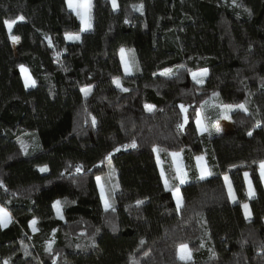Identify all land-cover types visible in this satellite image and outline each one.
Listing matches in <instances>:
<instances>
[{"label":"trees","instance_id":"1","mask_svg":"<svg viewBox=\"0 0 264 264\" xmlns=\"http://www.w3.org/2000/svg\"><path fill=\"white\" fill-rule=\"evenodd\" d=\"M66 2L0 0V207L11 217L0 264H264V0H117L116 11L94 0L92 30L71 42L80 22ZM20 16L9 33L5 20ZM120 48L137 68L117 88ZM204 69L197 83L191 74ZM228 105L247 111L231 112L221 135L215 122ZM171 152L181 153L183 185ZM196 156L210 176L201 179ZM224 174L250 220L229 202ZM101 185L115 211H105ZM181 244L190 259L178 257Z\"/></svg>","mask_w":264,"mask_h":264},{"label":"snow or ice","instance_id":"2","mask_svg":"<svg viewBox=\"0 0 264 264\" xmlns=\"http://www.w3.org/2000/svg\"><path fill=\"white\" fill-rule=\"evenodd\" d=\"M68 2V6H69V9L72 10L73 12H75L76 16L80 19V22L82 24V31H87L91 28V8H92V3H91V0H67ZM112 5H113V9L115 10L118 5L116 3V0H112ZM133 9L135 11H143V5H134L133 6ZM24 20V17L23 16H20L18 17L17 19H14V20H5V25L6 27L8 28L9 30V33H11V30L14 26L15 23L19 22V21H23ZM14 42L17 41L19 38L12 35L10 37ZM66 39H69V40H79L80 37L78 35H68L66 36ZM123 49L121 50V53H122V56H123ZM125 71L126 73L128 72V65L126 64L125 65ZM193 79L197 82V83H202V79H197V77H203V76H206L207 75V69H204L203 72L201 73H193ZM115 83L117 84V86L119 87V81H115ZM26 86H29L26 82ZM33 86H34V82H33ZM124 91H127V89H123ZM82 91H84L85 95H87L91 89H83ZM182 109H183V106H181ZM227 108L231 109L232 106H226ZM237 107H239L241 110H244V111H247V109L245 108L244 105H238ZM148 110L149 111H152V108L150 106H147ZM95 118H93L92 120V124L93 126H95ZM197 124L198 126H200V121L198 120L197 121ZM205 129L201 126V131L203 132ZM217 131H219V128H217ZM249 136L252 135L251 132L248 133ZM125 149L127 148H136L137 147V144L135 142V140H133L130 144L128 145H124L123 146ZM116 151H120L119 148L116 149ZM153 151L155 152H159V149L158 148H154ZM171 155L173 156V158L177 157V153H171ZM107 159H110V157H108ZM202 158L201 157H198L197 160H201ZM259 169H260V176H261V179H264V161H261L259 163ZM77 172H79L81 170V168L78 166L77 167ZM41 171H47L46 168H42ZM163 175V172L161 173ZM206 172H205V169L204 168H201V179L204 178ZM208 175H210V173H207ZM185 176H186V173H183L182 170L177 167V177L179 180H180V183L183 184L185 183ZM248 177V173H245V178L247 179ZM227 177H225V180L227 181ZM97 182L98 184L100 183V177H97ZM3 184L2 182H0V187H2ZM165 188L166 190L168 189V182L167 180L165 181ZM229 194H230V197L233 199V202H235V198H234V195L232 194L231 192V187L229 185ZM173 195L174 197L176 198V204H177V210H179L181 207H182V197L180 196V193H179V189H175L173 191ZM255 196V191L254 189L252 188V185H251V182L249 181V198H254ZM101 198L102 200H104V209L105 211H109V210H112V211H115L114 207H112V205L109 203L108 199L105 197V190H104V187L101 185ZM143 202L142 201H137V205H140L142 204ZM60 202L57 201L56 204L54 205V207H57V210L59 211V206ZM242 207L244 208L245 210V217L246 219H249L251 218V212H250V209H249V206L248 204H244L242 205ZM11 222V217L10 215L7 213V211L0 207V227H5L7 226L8 223ZM33 225L36 224V221H33L32 222ZM34 231H35V228H34ZM141 244L144 243V241L142 240L140 242ZM179 256H180V259L181 260H184L186 258H188L190 256V250L188 249V246L186 244H181L180 247H179ZM5 264H8L7 261H5Z\"/></svg>","mask_w":264,"mask_h":264},{"label":"rangeland","instance_id":"3","mask_svg":"<svg viewBox=\"0 0 264 264\" xmlns=\"http://www.w3.org/2000/svg\"><path fill=\"white\" fill-rule=\"evenodd\" d=\"M108 2H109V4H110V6H111V9L112 10H114L113 9V5H112V0H107ZM91 3H92V8H91V28L89 29V30H87V31H82V24H81V22H80V19L76 16V14H75V12H73L72 10H70V11H72V13L77 17V19H78V21L80 22V30H79V32H77V33H75V34H72V35H78L79 37H81V35L83 34V33H86V32H89V31H91L92 30V9H93V6H94V0H91ZM116 3H117V0H116ZM66 4H67V6H68V2H66ZM118 5V4H117ZM68 8H69V6H68ZM116 10H118V7L114 10V11H116ZM68 36V35H67ZM69 42H71V41H73V40H69V39H67ZM18 41V40H17ZM16 41V42H17ZM75 41H78V40H75ZM11 42L13 43V47H15V44H14V41L11 39ZM18 43V42H17ZM124 50L123 51V56H122V53H121V50ZM118 56H119V60H120V63H121V69H122V75L121 76H119L118 78H116V79H114V81H113V85L115 86V87H117V88H121L122 87V81H124L127 77H129V76H132L133 75V73L136 71V68H137V63L135 62V57H134V54H133V52L131 51V50H128V49H125V48H120L119 50H118ZM128 65V72L126 73V71H125V65ZM19 72H20V75H21V78H22V80H23V83H24V86H25V88L26 89H30L32 86H33V83H32V81H31V79H30V76L28 75V73H27V71H26V69L25 68H23V67H20L19 68ZM199 73H201V72H199ZM193 74V73H192ZM191 74V77L193 78V75ZM204 77V76H203ZM199 78H201V77H199ZM119 81V87L117 86V84L115 83V81ZM26 82H27V84L29 85V86H26ZM86 89V88H85ZM88 89H91L90 87H88ZM90 93V92H89ZM88 93V94H89ZM87 94V95H88ZM87 95H85V93H84V91H83V96H87ZM217 98H216V94H214L213 96H211L207 101H205L204 102V104H203V106H202V108L203 107H207V108H210L212 105H216V103H215V100H216ZM228 106H230V105H228ZM232 107H231V109H229V108H227L226 106L223 108V119L225 120V121H227L228 123H230L231 124V120H230V118H229V114L231 113V112H233V111H235V110H239L240 108L239 107H237L238 105H231ZM217 107H219V105L217 104ZM198 114H196V117H197V115H198V120L200 121V126H202L203 128H204V121H203V116H202V113H201V110H199L198 112H197ZM232 125V124H231ZM216 131H217V129H216ZM231 132V131H230ZM154 153H155V155H156V163H157V166H158V168H159V171H160V174L163 172V175L161 174V178H162V182H163V185L165 186V181H166V172H165V169H164V166H165V163H164V161H162L160 158H159V156H158V153L157 152H155L154 151ZM171 153H176V152H171ZM171 153L169 154L170 155V159H171V162H172V166H173V171H174V173H175V177H177V167H179L181 170H182V172L183 173H185V169H184V163H183V160H182V156H181V153H177L178 155H177V157H175V158H173V156L171 155ZM198 157H201V156H196V158H195V160H196V165H197V168H198V172H199V176L201 177V168H204L205 169V172H206V174H205V176L204 177H208V176H210V175H208L207 173H210L211 174V172H210V170H209V168L207 167V165L205 164V162H204V160H203V158L201 159V160H197V158ZM225 177H227L228 179H227V181L225 180ZM259 177H260V181H261V183H262V185H263V188H264V179H261V176H260V169H259ZM177 179V181H178V183L180 184V185H183V184H185V183H187L188 182V179H187V176H185V183H183V184H181L180 183V180L178 179V178H176ZM223 180H224V185H225V188H226V190H227V194H228V198H229V202L231 203V204H235V203H240V206H241V209H242V212H243V216H244V218H245V220H249V219H246V217H245V210H244V208L242 207V205H244V204H248V206H249V203H248V201H242V202H240L239 200H238V198H237V196H236V193H235V191H234V189H233V186H232V184H231V182H230V179H229V175L228 174H224L223 175ZM243 181H244V183H245V190H246V194H247V199L249 200V199H251V198H249V181L251 182V179L249 178V176L247 177V179L245 178V173L243 174ZM168 185H169V183H168ZM229 185H230V187H231V192H232V194L234 195V198H235V202H233V199L230 197V194H229ZM251 185H252V182H251ZM252 188H253V186H252ZM104 190H105V188H104ZM180 193V192H179ZM172 195H173V192H172ZM180 196H181V194H180ZM105 197H106V190H105ZM107 198V197H106ZM173 199H174V202H175V204H176V198L174 197V195H173ZM182 202H183V200H182ZM103 203H104V200H103ZM176 207H177V204H176ZM250 209V208H249ZM50 211V213H51V215H53V212H52V210L50 209L49 210ZM54 213H55V215H57L58 216V210H57V208H55L54 209ZM9 214V213H8ZM38 212H36V216H38ZM251 219V218H250ZM9 224V223H8ZM179 247H180V245L177 247V253H178V257L180 258V256H179ZM188 259H190V257L188 258Z\"/></svg>","mask_w":264,"mask_h":264},{"label":"crops","instance_id":"4","mask_svg":"<svg viewBox=\"0 0 264 264\" xmlns=\"http://www.w3.org/2000/svg\"><path fill=\"white\" fill-rule=\"evenodd\" d=\"M68 7V6H67ZM69 9V8H68ZM16 44V41L14 42ZM225 107V106H224ZM224 107H220V112H219V118L217 119V121L215 122V127L216 129L219 128V131L218 134H226V133H229L231 130H232V125L230 123H228L227 121H225L223 119V108ZM198 114V113H197ZM197 121H198V115L196 117V120H195V123H196V127H197V130H198V133L199 134H202L205 132V130L202 132L201 131V126H198L197 124ZM205 129V127H204ZM6 210V209H5ZM8 213V212H7ZM8 225V224H7ZM6 227V226H5ZM4 228V227H3Z\"/></svg>","mask_w":264,"mask_h":264}]
</instances>
